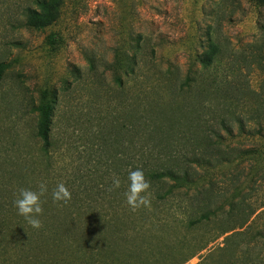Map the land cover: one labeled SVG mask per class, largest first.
<instances>
[{
  "label": "rangeland",
  "instance_id": "rangeland-1",
  "mask_svg": "<svg viewBox=\"0 0 264 264\" xmlns=\"http://www.w3.org/2000/svg\"><path fill=\"white\" fill-rule=\"evenodd\" d=\"M40 1L0 0V243H12L1 256L264 264V0H59L36 29ZM137 168L151 207L133 212ZM41 182L36 230L13 201ZM58 183L66 204L53 202Z\"/></svg>",
  "mask_w": 264,
  "mask_h": 264
},
{
  "label": "clouds",
  "instance_id": "clouds-1",
  "mask_svg": "<svg viewBox=\"0 0 264 264\" xmlns=\"http://www.w3.org/2000/svg\"><path fill=\"white\" fill-rule=\"evenodd\" d=\"M121 187L119 178L113 176L112 185L108 191H114ZM151 187L150 182L145 178L142 169L130 170L128 174V188L124 192L125 202L130 210L135 212L142 207H151ZM48 193L47 184L39 183L36 190L31 188H19L16 199L13 201L14 207L17 209L18 215L22 216L27 224L33 229L40 230L43 228V222L40 217L43 215V201L41 197ZM72 198V194L64 183H58L52 191V199L54 203L66 204Z\"/></svg>",
  "mask_w": 264,
  "mask_h": 264
},
{
  "label": "trees",
  "instance_id": "trees-1",
  "mask_svg": "<svg viewBox=\"0 0 264 264\" xmlns=\"http://www.w3.org/2000/svg\"><path fill=\"white\" fill-rule=\"evenodd\" d=\"M59 0H50V1H40L37 3V9L30 11L31 16V22L30 26L40 29L44 28L49 23L53 22L55 20V17L59 11ZM207 58H201L199 61L202 64H207ZM8 69L7 64H0V77L2 76V73ZM53 109V102H51L50 99L42 97L39 104L34 108V111L38 113V138H40L42 142V148L44 152L48 153L52 147V137H51V110ZM155 178H158L159 176H153ZM12 243L8 240L3 241V243H0V253L1 250H5L4 253L8 254L10 253L8 249H10ZM79 247V246H78ZM45 251V250H43ZM42 251V252H43ZM44 258V257H42ZM38 258L36 256H30L29 253L22 254L20 260L16 262L10 263V257H2L0 254V264H66L65 260L61 262H57V260L52 259L53 257H50L48 259H42ZM78 264V263H77Z\"/></svg>",
  "mask_w": 264,
  "mask_h": 264
}]
</instances>
